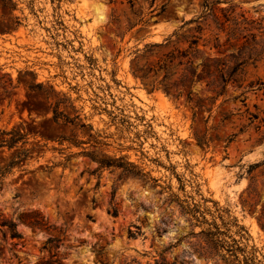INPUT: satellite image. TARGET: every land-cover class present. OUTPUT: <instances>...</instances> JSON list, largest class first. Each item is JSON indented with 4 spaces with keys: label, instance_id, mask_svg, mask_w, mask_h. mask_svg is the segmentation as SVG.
Returning <instances> with one entry per match:
<instances>
[{
    "label": "rangeland",
    "instance_id": "obj_1",
    "mask_svg": "<svg viewBox=\"0 0 264 264\" xmlns=\"http://www.w3.org/2000/svg\"><path fill=\"white\" fill-rule=\"evenodd\" d=\"M12 128L0 264H264V0H0Z\"/></svg>",
    "mask_w": 264,
    "mask_h": 264
},
{
    "label": "trees",
    "instance_id": "obj_2",
    "mask_svg": "<svg viewBox=\"0 0 264 264\" xmlns=\"http://www.w3.org/2000/svg\"><path fill=\"white\" fill-rule=\"evenodd\" d=\"M204 6L207 8V10H209V9L211 10V8L209 7L208 4H205ZM198 50H199L198 49V38H194L191 40L188 49L183 51L181 56H183L184 58L187 57L189 54H191V56H192L193 53H191V51L197 52ZM191 62L192 61L190 60V58H187L186 61H183V59H181L179 64L183 65V64L189 63V66H190ZM188 69H189V67L185 68V70H188ZM233 72H235V71L233 70ZM223 82H224V86H223V90H224L226 83H227V80L223 79ZM63 116L64 115L61 112L56 111L53 114V121L58 122L60 119H62L63 121L68 122L69 120L67 119V117L64 118ZM25 138H26V134L21 132L17 128H12L11 130L0 129V147L6 146L8 149L16 148V150L12 154L10 161L3 168H0V186H1L2 179L5 176V174L10 172L15 165L22 163L23 161H25L28 158L29 148L17 147V144L20 142L22 143V145L23 144L25 145L27 143ZM61 140L64 141V140H70V139H66L65 137H62ZM70 142H72V141H70ZM74 142L75 141H73L72 143L73 144L77 143V142L76 143H74ZM83 154L89 156L92 160L96 161L99 164L100 168L115 167V168L121 169L122 174L139 176V177L146 176L145 173H143L141 171V169H139L132 162L127 161L124 157L99 159L96 157V155L93 154V152L90 153L87 151H83ZM66 160H69V157H67ZM45 167L50 170V169H52L53 166H45ZM109 213H111L113 216L118 215L117 207L112 206L109 209ZM42 221L43 220L40 219L37 215H34L31 217L30 223L32 225L42 226L43 225ZM263 226H264V224H262V227ZM0 227H6L7 228V232H8L11 239L20 240L22 238V234L17 230V224L15 222H13L12 220L0 221ZM210 235L214 236V235H216V233L210 232ZM14 244L17 245V242H15Z\"/></svg>",
    "mask_w": 264,
    "mask_h": 264
}]
</instances>
